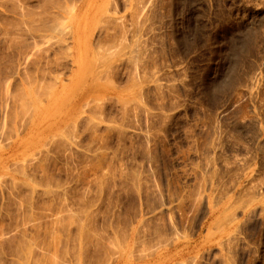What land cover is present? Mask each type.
I'll list each match as a JSON object with an SVG mask.
<instances>
[{"label": "rangeland", "instance_id": "374dc122", "mask_svg": "<svg viewBox=\"0 0 264 264\" xmlns=\"http://www.w3.org/2000/svg\"><path fill=\"white\" fill-rule=\"evenodd\" d=\"M0 264H264V0H0Z\"/></svg>", "mask_w": 264, "mask_h": 264}, {"label": "bare ground", "instance_id": "6f19581e", "mask_svg": "<svg viewBox=\"0 0 264 264\" xmlns=\"http://www.w3.org/2000/svg\"><path fill=\"white\" fill-rule=\"evenodd\" d=\"M22 243H23V242H22ZM26 248H27V247H26ZM24 249H25V248H24ZM26 250H27V249H26ZM26 250H25V251H26ZM27 252H28V251H27ZM46 257H47V256H46Z\"/></svg>", "mask_w": 264, "mask_h": 264}]
</instances>
